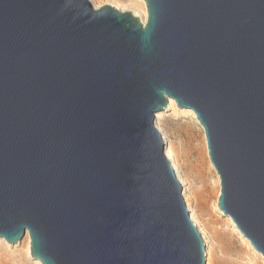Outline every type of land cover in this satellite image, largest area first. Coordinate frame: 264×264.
I'll return each mask as SVG.
<instances>
[{
    "label": "water",
    "instance_id": "95a60500",
    "mask_svg": "<svg viewBox=\"0 0 264 264\" xmlns=\"http://www.w3.org/2000/svg\"><path fill=\"white\" fill-rule=\"evenodd\" d=\"M0 0V238L43 264H206L156 125L204 127L218 205L264 255V0Z\"/></svg>",
    "mask_w": 264,
    "mask_h": 264
},
{
    "label": "rangeland",
    "instance_id": "374dc122",
    "mask_svg": "<svg viewBox=\"0 0 264 264\" xmlns=\"http://www.w3.org/2000/svg\"><path fill=\"white\" fill-rule=\"evenodd\" d=\"M95 7L110 4L131 12L142 23L148 19V9L140 8L142 0H91ZM157 113L156 125L166 141V153L183 185V194L191 217L204 238L206 264H264V255L242 235L233 220L218 206L221 183L210 160L206 134L197 117L177 103ZM203 155L211 172L203 170ZM210 173V174H209ZM220 179V178H219ZM218 181L214 198L207 185ZM28 234L15 244L0 238V264H42L32 256ZM39 262V263H38Z\"/></svg>",
    "mask_w": 264,
    "mask_h": 264
},
{
    "label": "bare ground",
    "instance_id": "6f19581e",
    "mask_svg": "<svg viewBox=\"0 0 264 264\" xmlns=\"http://www.w3.org/2000/svg\"><path fill=\"white\" fill-rule=\"evenodd\" d=\"M143 7H145L146 8V1L145 0H142V4L140 5V8H142V9H144ZM169 101H170V105H172V104H174L175 105V107H176V104H175V100L174 99H172V98H170L169 99ZM179 107V106H178ZM180 108V107H179ZM189 113H191V114H193L194 115V117H197V115H196V113L192 110V109H188L187 110ZM198 119V118H197ZM199 120V119H198ZM200 122V121H199ZM201 124V123H200ZM202 125V124H201ZM203 127V126H202ZM204 128V127H203ZM205 131V130H204ZM167 156H169V153L167 154ZM206 159V156L205 155H203V161H202V163H203V170H207V171H209V172H211V169H209V167H208V165H207V160H205ZM212 166H213V168L215 169V167H214V165H213V163H212ZM216 170V169H215ZM216 173H217V177H218V181L220 180L219 178H220V176H219V174H218V172H217V170H216ZM210 174V173H209ZM218 181H216V180H214V182H211L210 184H207L211 189H212V194H213V196H214V198L216 197V195H217V193H218V185H217V182ZM219 206V205H218ZM220 209V208H219ZM221 210V209H220ZM222 211V210H221ZM230 217V216H229ZM231 218V217H230ZM232 219V218H231ZM233 220V219H232ZM234 222V221H233ZM235 223V222H234ZM236 227H237V225H236ZM238 228V227H237ZM239 229V228H238ZM240 231V230H239ZM241 232V231H240ZM242 233V232H241ZM243 235V234H242ZM244 236V235H243ZM244 237H246V236H244ZM28 238H30V236H28ZM247 238V237H246ZM248 239V238H247ZM249 240V239H248ZM249 242H250V240H249ZM251 243V242H250ZM252 245V244H251ZM39 263V262H38ZM40 264V263H39ZM43 264V263H42Z\"/></svg>",
    "mask_w": 264,
    "mask_h": 264
}]
</instances>
